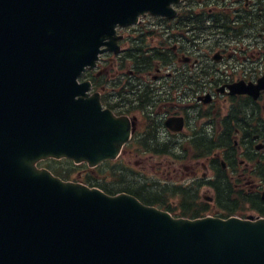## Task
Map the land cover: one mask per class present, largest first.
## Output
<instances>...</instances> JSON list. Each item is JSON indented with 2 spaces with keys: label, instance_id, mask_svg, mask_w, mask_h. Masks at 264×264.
Here are the masks:
<instances>
[{
  "label": "water",
  "instance_id": "95a60500",
  "mask_svg": "<svg viewBox=\"0 0 264 264\" xmlns=\"http://www.w3.org/2000/svg\"><path fill=\"white\" fill-rule=\"evenodd\" d=\"M173 1L0 0V264H264V217H174L35 165L116 157L130 123L77 78L118 24Z\"/></svg>",
  "mask_w": 264,
  "mask_h": 264
},
{
  "label": "flooded vegetation",
  "instance_id": "af4514ba",
  "mask_svg": "<svg viewBox=\"0 0 264 264\" xmlns=\"http://www.w3.org/2000/svg\"><path fill=\"white\" fill-rule=\"evenodd\" d=\"M173 8V18L146 14L118 27V52H103L84 73L101 104L129 119L134 141L170 144L158 156L177 148L179 162L191 161L186 174L202 161L204 172L188 178L198 195L203 187L211 192L201 193L207 205L220 203L217 185L220 200L243 190L262 214L264 0H178ZM235 84L243 92H232ZM146 154L156 156L129 152Z\"/></svg>",
  "mask_w": 264,
  "mask_h": 264
},
{
  "label": "rangeland",
  "instance_id": "374dc122",
  "mask_svg": "<svg viewBox=\"0 0 264 264\" xmlns=\"http://www.w3.org/2000/svg\"><path fill=\"white\" fill-rule=\"evenodd\" d=\"M171 153V152H170ZM174 154H178L179 156L178 157H173L172 155H164V156H153V155H141V156H127L125 153L124 154H121V156L123 157V159L126 161V163H128L130 166L134 167L135 171H141L144 173V177L142 178H138V174L136 172H131V171H126L125 174L123 173V176H124V184L123 182L121 183L117 177V175H115L114 177H111L110 174H107L106 176H102V177H99L101 178V182L102 183H105L106 185L110 186V187H114V188H118L120 186H128V187H131L133 189H138V190H141L143 191L142 194H145L147 196H149L150 194H156V193H159V189L160 187L157 186V185H154V186H151V187H148V188H141V185L143 184V181L145 179L147 180H152V181H155L153 180V177L155 175L158 176V179L160 177L161 180L162 179H167V180H170V181H175V182H181V181H184L183 179L185 178H188L190 177L191 175H199L201 174V172L203 173L204 171L202 170V167H201V162L202 161H198V164L195 166L196 170H197V173L196 174H190V173H187V170H185L183 168V164H188L189 162L191 161H182L183 163L179 162L181 161V158H180V150H177L176 149H173V152ZM191 152L190 151H187L186 154H190ZM194 158V157H193ZM175 159L176 161L174 162L173 164V168H165L164 166H162L163 164L167 163V161L169 160H173ZM194 163V162H193ZM162 164V165H161ZM38 165L39 166H48L50 168L52 167H55L56 169L62 171L66 176L70 177V178H77L80 177V175L76 174V172L78 170H80L81 172H87V176H88V180H91V173H90V170L87 169L83 164H74L73 162H70V161H66L64 158H60V160H57V159H53V158H46V159H42L40 161H38ZM103 171H106V170H109L110 168V165H107V164H103ZM175 169V171L173 172L172 169ZM170 170V174H168L167 170ZM101 172V175L103 174ZM161 172V174L159 173ZM209 174V172L207 173ZM184 176V177H182ZM182 177V178H181ZM208 190L206 187H203L201 188L200 190V196L204 193L206 195H211V192L210 191H206ZM150 192V193H149ZM202 193V194H201ZM167 197V199L169 200L170 203H172L173 205H175L176 203V206L179 207V205H177L178 202H180L178 200V196H165ZM201 198L203 199V196H201ZM180 209V208H178ZM210 209L211 211L209 213H213L215 211L214 209V205H213V202L210 203ZM179 210H176V212H178ZM242 216H244L245 218L249 217V216H257V214L245 207L244 210L242 211Z\"/></svg>",
  "mask_w": 264,
  "mask_h": 264
},
{
  "label": "trees",
  "instance_id": "16d2710c",
  "mask_svg": "<svg viewBox=\"0 0 264 264\" xmlns=\"http://www.w3.org/2000/svg\"><path fill=\"white\" fill-rule=\"evenodd\" d=\"M142 146L146 149H149L151 152H155V153H161V152H166L167 148L170 147V144L168 143H159V142H146L143 141L142 142ZM199 146V144L197 145V147ZM109 164H113L114 162H108ZM107 163V164H108ZM123 162L121 160L118 161V163L113 164L112 169H114L116 166H123L122 165ZM120 168V167H118ZM117 172V171H114ZM119 181L123 184L125 182L124 180V176H123V172L122 171H118L116 173ZM96 185L100 186L102 189H104L106 192L108 193H116L118 191H127L130 192L134 195H136L137 197H139L142 201H144L145 203H149V204H155L158 205L161 208H164L168 211H170L172 214L174 215H180V216H187V217H197L202 215L208 208V206L206 204H204L203 202H198V195H197V191H192L189 189H178V188H173V189H165V188H161L156 194H150L149 196L142 194L143 191L138 190V189H133L131 187L128 186H120L118 188H114V187H110L106 184H100L98 182H96ZM152 185L145 183L141 188H148L151 187ZM215 191H216V195L218 196V200L221 202L220 206L222 208H224L225 210H227L228 212H235V211H239L242 210L245 206L246 203H248L250 205V207H252L251 205V198L250 195L247 194L245 191H241V190H233L228 192L227 197L229 199H226V201H222L220 199V195H222V190L219 191L218 186L215 185ZM150 193V192H149ZM179 195V197L181 198L180 200V205L179 207L175 205H173L172 203L169 202V200L167 199V197L165 196H169V195ZM180 208V209H178ZM253 208V207H252ZM176 210H179L178 212H176Z\"/></svg>",
  "mask_w": 264,
  "mask_h": 264
}]
</instances>
